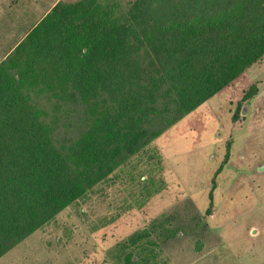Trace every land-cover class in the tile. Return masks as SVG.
Instances as JSON below:
<instances>
[{
  "label": "trees",
  "instance_id": "16d2710c",
  "mask_svg": "<svg viewBox=\"0 0 264 264\" xmlns=\"http://www.w3.org/2000/svg\"><path fill=\"white\" fill-rule=\"evenodd\" d=\"M262 56L264 0H57L0 60V257L207 99L237 120ZM163 224L118 264L156 262Z\"/></svg>",
  "mask_w": 264,
  "mask_h": 264
},
{
  "label": "rangeland",
  "instance_id": "374dc122",
  "mask_svg": "<svg viewBox=\"0 0 264 264\" xmlns=\"http://www.w3.org/2000/svg\"><path fill=\"white\" fill-rule=\"evenodd\" d=\"M49 2L2 0L1 49ZM245 73L259 95L243 103L237 120L229 90L207 99L0 264H118L120 242L155 220L177 233L151 264H264V56Z\"/></svg>",
  "mask_w": 264,
  "mask_h": 264
},
{
  "label": "crops",
  "instance_id": "0c3cea01",
  "mask_svg": "<svg viewBox=\"0 0 264 264\" xmlns=\"http://www.w3.org/2000/svg\"><path fill=\"white\" fill-rule=\"evenodd\" d=\"M0 0V4H1ZM57 0H50V2L47 4V6L44 8V10L40 12V14L38 15V17L35 19V21L33 22V24H31L28 28L25 27H20L18 26V29L21 30V32H19L17 34L16 37H14L12 40H7L8 42L5 45L4 49H1V43H0V60L4 58V56H6V54L15 47V45L25 36V34L39 21V19L48 11V9L56 2ZM3 12L0 11V15H2Z\"/></svg>",
  "mask_w": 264,
  "mask_h": 264
},
{
  "label": "water",
  "instance_id": "95a60500",
  "mask_svg": "<svg viewBox=\"0 0 264 264\" xmlns=\"http://www.w3.org/2000/svg\"><path fill=\"white\" fill-rule=\"evenodd\" d=\"M260 168H262V167H260Z\"/></svg>",
  "mask_w": 264,
  "mask_h": 264
}]
</instances>
